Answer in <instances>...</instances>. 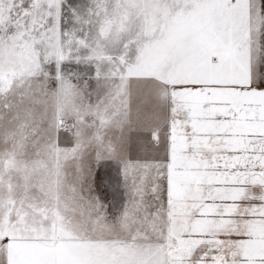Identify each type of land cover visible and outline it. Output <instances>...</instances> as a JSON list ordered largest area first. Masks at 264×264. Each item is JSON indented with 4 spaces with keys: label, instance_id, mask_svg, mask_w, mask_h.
<instances>
[{
    "label": "snow or ice",
    "instance_id": "obj_1",
    "mask_svg": "<svg viewBox=\"0 0 264 264\" xmlns=\"http://www.w3.org/2000/svg\"><path fill=\"white\" fill-rule=\"evenodd\" d=\"M0 264H264V0H0Z\"/></svg>",
    "mask_w": 264,
    "mask_h": 264
}]
</instances>
